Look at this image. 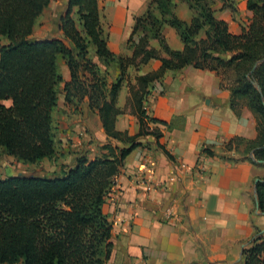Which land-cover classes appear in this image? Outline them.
Here are the masks:
<instances>
[{
  "label": "trees",
  "instance_id": "1",
  "mask_svg": "<svg viewBox=\"0 0 264 264\" xmlns=\"http://www.w3.org/2000/svg\"><path fill=\"white\" fill-rule=\"evenodd\" d=\"M226 4V0H223ZM50 0H0V150L23 163L51 159L58 153L54 111L61 75L57 57L70 69L65 100L83 96L100 116L107 137L126 144L112 146L109 152L88 160L78 157L61 176L10 175L0 178V264H104L112 250V221L103 212L125 156L141 145L137 139L162 132L150 123L167 125L150 117L144 101L152 83L167 70L185 66L215 71L220 85L230 91V106H246L256 120L257 136L248 141L233 137L225 152L239 153L231 160L247 159L264 166V0H247L250 22L232 33L227 23L215 16L211 0H185L191 18L175 14L176 0H149L145 13L135 18L132 33L139 32L130 56L111 52L102 37V14L98 0H68L60 17L63 39L34 40L33 26ZM232 8V6H228ZM79 16L80 31L73 18ZM176 29L181 50L172 49L163 27ZM83 33L95 46L104 63L116 62L119 76L108 88L105 76L87 56ZM156 40L159 49L150 45ZM129 41V40H128ZM160 66L127 82L126 104L136 115L138 132L127 135L115 129L119 89L130 65L149 59ZM243 145L239 150L238 146ZM159 146V144H158ZM164 153H167L162 148ZM205 153H212L203 149ZM257 206L264 211V179L255 185ZM243 264H264V234L257 232L241 252Z\"/></svg>",
  "mask_w": 264,
  "mask_h": 264
},
{
  "label": "crops",
  "instance_id": "2",
  "mask_svg": "<svg viewBox=\"0 0 264 264\" xmlns=\"http://www.w3.org/2000/svg\"><path fill=\"white\" fill-rule=\"evenodd\" d=\"M246 1L231 0L236 9L219 6L215 10V16L224 20L232 33H239L243 24L239 11L252 15ZM148 2L98 0L100 12L111 25L107 41L111 51L125 53L123 44L132 33L133 17L142 14ZM67 4L68 0H50L46 9L55 16L57 8ZM46 9L36 20L31 39L48 37L39 33L50 31L55 23L39 26ZM175 14L185 21L191 18L187 4L176 3ZM163 35L172 49L183 48L175 28L165 25ZM0 43L6 44L7 39L1 37ZM150 45L159 49L156 40ZM56 64L61 75L56 108L73 112L59 119L70 130L57 135L58 153H81L90 160L109 152L108 144L126 146L107 137L87 96L65 100L70 69L61 56ZM159 66L158 59H149L140 66L139 74ZM125 95L129 93L124 89L118 94L117 107L122 112L116 116L115 129L134 135L138 120L130 108L124 111ZM0 104L10 106L11 100H0ZM144 108L150 117L167 125L150 123L151 128L161 130V137L137 139L141 145L125 156L116 191L103 204V212L112 221V250L104 264H243V247L257 232L264 234V211L258 209L255 189V180L264 179V166L247 159L231 160L239 153L225 152L224 146L233 137L248 141L257 136L252 112L246 106L231 108L230 91L220 85L215 71L190 65L167 70L154 81ZM238 148L242 150L243 145ZM147 183L153 188L146 189Z\"/></svg>",
  "mask_w": 264,
  "mask_h": 264
},
{
  "label": "rangeland",
  "instance_id": "3",
  "mask_svg": "<svg viewBox=\"0 0 264 264\" xmlns=\"http://www.w3.org/2000/svg\"><path fill=\"white\" fill-rule=\"evenodd\" d=\"M185 0H176V3H180L181 5H186ZM233 2V1H232ZM211 5L214 10H216L219 6H232L231 0H226V4H224L223 0H211ZM234 6V5H233ZM48 7V6H47ZM46 7V8H47ZM235 9L237 8L234 6ZM232 7V8H234ZM45 8V9H46ZM66 6L65 7H60L57 8L59 9L58 15L54 16V12L52 10L46 9V14L43 16L42 21L40 22L39 26L41 27H48L47 23L52 22L55 20V23L53 21V24L50 25V31H47L46 33L44 32L46 29L41 30L39 34L47 35L48 37H45L44 39H60L65 42V44L68 45V42L63 39V34L61 30L59 29V23H60V17L65 13L66 11ZM146 9L142 14L136 15L133 17V24L131 29H133L134 23H135V18L142 16L145 13ZM238 12V11H236ZM242 12V11H241ZM240 11L238 14L240 15V19L242 20L243 24H240V27L247 25L250 22L251 16H247L245 14H242ZM56 13V14H57ZM190 13L191 10H190ZM102 14V19H101V25H102V37L105 39L107 47H108V31L110 28V23L107 21V19L104 18L105 15ZM58 17V18H57ZM73 18L76 22V25L80 31L83 32L82 25L80 21L78 20L79 16L77 14H73ZM139 32H135L134 34L131 33L129 37L126 39V41L123 44V48L125 49V53H114L113 51L108 49L113 52L114 54L118 56H130L128 53H132V48L134 43L138 39V34ZM83 36L85 37L86 41L88 42L87 46V56L89 59H91L98 69L100 70V73L105 76V80L107 83L108 88L112 83L115 82L116 78L119 76V68L116 62H110V63H104L102 60L98 58V56L95 54V46L92 45L89 40V38L83 33ZM41 40V39H38ZM129 40V41H128ZM139 67H136L134 65H130L127 73L126 79L123 81L119 92L124 89L126 93L128 92V84L127 82H135V77L139 75ZM119 94V93H118ZM84 97V96H83ZM127 98L128 96L125 95ZM74 101V100H73ZM124 108V111L129 110L128 105L126 104ZM77 110V108L75 109ZM73 114L72 109L70 112L66 110H62V108H56L54 111V122L56 126V136L61 133H67L70 130V126L67 125V123L59 121L60 117L62 115L68 116V114ZM59 147V146H58ZM81 153H57L55 157L51 159H43L42 161H39L37 163H23L21 161L16 160L14 157L4 153L3 151L0 150V178H4L10 175H37V176H43V177H55V176H61L62 171L69 169L72 167L78 157H81ZM87 154V153H85Z\"/></svg>",
  "mask_w": 264,
  "mask_h": 264
},
{
  "label": "built area",
  "instance_id": "4",
  "mask_svg": "<svg viewBox=\"0 0 264 264\" xmlns=\"http://www.w3.org/2000/svg\"><path fill=\"white\" fill-rule=\"evenodd\" d=\"M116 179H117V178H116ZM148 184H149V185H148ZM116 185H117V182H116V180H115V184H114V186H113V188H112V191H111L110 195L115 193V191H116L115 186H116ZM150 188H153V186H152L150 183H147V184H146V189H150ZM167 214H169V213H167Z\"/></svg>",
  "mask_w": 264,
  "mask_h": 264
},
{
  "label": "water",
  "instance_id": "5",
  "mask_svg": "<svg viewBox=\"0 0 264 264\" xmlns=\"http://www.w3.org/2000/svg\"><path fill=\"white\" fill-rule=\"evenodd\" d=\"M258 180H259L258 178L255 180V184H256V182H257Z\"/></svg>",
  "mask_w": 264,
  "mask_h": 264
}]
</instances>
